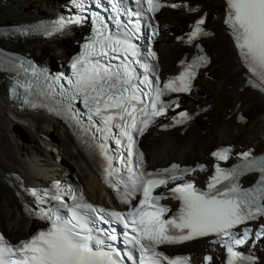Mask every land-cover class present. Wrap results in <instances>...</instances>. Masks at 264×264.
I'll use <instances>...</instances> for the list:
<instances>
[{
	"label": "snow or ice",
	"instance_id": "obj_1",
	"mask_svg": "<svg viewBox=\"0 0 264 264\" xmlns=\"http://www.w3.org/2000/svg\"><path fill=\"white\" fill-rule=\"evenodd\" d=\"M84 6V0H80V7ZM105 6H110L116 13L113 20L117 29H124V38H121L119 31L110 34L104 18L98 12L95 13L96 37L85 46V53L73 62L74 79L69 78L67 81L71 91L65 89V92L68 93L69 104L82 98L90 113L88 119L92 120L93 115L100 117L103 127L97 131L104 134L105 139L111 137L116 145L127 152L126 156L121 154L117 157L128 177L127 182L123 177L109 180L110 187L119 192L120 185H125L122 196L125 204L131 202L132 191L141 192L142 199L127 212L108 211L86 202L72 207L60 203L57 208L48 211L40 209V218L50 221V227L15 245L0 234V264H125V260L131 264H189L187 257L169 259L163 252L157 251V247L209 235L218 237L214 243H222L227 247L230 255L228 264H236L237 261L240 264H257L253 256H241L233 250L234 245H242L248 240L252 228L245 226L240 231L234 229L245 225L247 221L264 218V156L255 158L251 152H245L244 163L228 171L216 165V176L208 183L206 190H199L187 181L168 187L170 183L183 181L185 175L196 171L194 168H181L173 164L170 168L154 173L140 171L143 153L135 150L133 133L142 135L153 117L179 106L177 101L166 102L162 97L189 92L196 69L205 64L207 58L197 56L191 63L184 65V70L178 76L161 87L159 76L151 72L147 63L129 59V55H140L137 45L131 42L133 38H139L140 20L136 19L133 26L132 17H142L143 13L125 9L129 19L127 23H122L119 18L120 6L116 3L107 5L105 0L97 5L93 0L92 7ZM147 6L149 12H155L161 5L158 0H147ZM225 7V22L232 31L244 64L255 78L251 83L253 87L264 91V0H225ZM71 23H80V19H60L56 30ZM204 23L203 18L196 21L188 43L198 36L207 35L202 27ZM148 55L155 58L156 54L150 52ZM114 60L120 62L114 64ZM133 64L144 69L142 79L141 74L132 67ZM31 71L48 78L45 73H37L35 68ZM150 75L153 79L149 78ZM142 97L150 99L144 100ZM69 112H72L71 108ZM183 119H187V114H184ZM114 127L119 129L115 134L112 132ZM230 152L231 149L226 148L213 155L220 160H227ZM105 156L108 160L106 175L119 176L120 168L112 167L113 157L107 151ZM133 157L137 160L135 164ZM200 170H204L203 165ZM248 172H258L259 179L255 186L243 189L238 182L239 177ZM221 178L229 180V183L218 189ZM161 187L167 189L171 198L181 202L178 213L168 219L164 216L171 210L160 203L167 196L164 193L153 194ZM32 195L37 196L36 191L33 190ZM44 195L40 196L41 204L45 202ZM52 198L62 200L61 195ZM66 207L68 214H61L60 209ZM114 224L121 226L124 231L118 233ZM259 232L264 235V224L259 226ZM118 243L126 246L123 254L116 247ZM137 251L138 257L134 254Z\"/></svg>",
	"mask_w": 264,
	"mask_h": 264
},
{
	"label": "bare ground",
	"instance_id": "obj_2",
	"mask_svg": "<svg viewBox=\"0 0 264 264\" xmlns=\"http://www.w3.org/2000/svg\"><path fill=\"white\" fill-rule=\"evenodd\" d=\"M60 2L61 0H0V52L3 47L13 50L15 46L22 49V44L11 42L5 37L8 32L6 25L10 22L9 19H12L8 15L17 14L22 17L33 15L38 18L41 16L40 13L48 14L55 11ZM204 9H207L206 25L215 31L214 36L207 41L212 55V62L207 67L211 69V76L201 75L197 81L204 99L198 98V90L193 93L192 90L190 93L196 100L184 97L183 106L192 109L195 103L206 101L207 95L211 96L207 100H212L213 106L206 113V120L194 121L183 135H180L177 129L163 130V123L152 127L143 136V146L147 150V157L152 167L164 165L174 158L193 161L206 155L213 145L228 140L242 147L252 146L255 151L264 150V99L248 87L240 88L243 69L237 62L234 48L222 29L223 5L216 1H208ZM189 18L191 16L182 12L164 11L162 21L171 28L167 26L168 29L162 32L161 42L157 48L160 50L167 72L175 70V61L183 51L181 42L174 32L176 30L182 32ZM70 40L51 44L55 47L54 53L56 52L58 57L51 54V48L45 51L40 45H33L31 51L35 54L45 53L48 59L55 57L56 60H65L72 50L68 44ZM6 83L7 80L0 74V189L2 191L0 230L15 240L25 236L33 227V223L24 216L12 189L6 184V173L19 171L27 180L35 181L44 172L58 175L64 168L71 170L68 165L70 164L89 197L102 200L106 189L99 183L92 161L76 148L67 130L41 112L24 113L16 110L6 99ZM238 101L239 109L249 114L248 122L243 126L234 122V115L228 116L230 113L228 109H232ZM214 127L218 132L213 130ZM22 128L26 133H23ZM15 131H19L22 136L19 137L20 135L18 136ZM56 150L62 157L59 163L54 160L53 152ZM262 242L264 238L257 242L254 249L259 257L257 264H264ZM211 264H221V261L215 256Z\"/></svg>",
	"mask_w": 264,
	"mask_h": 264
},
{
	"label": "rangeland",
	"instance_id": "obj_3",
	"mask_svg": "<svg viewBox=\"0 0 264 264\" xmlns=\"http://www.w3.org/2000/svg\"><path fill=\"white\" fill-rule=\"evenodd\" d=\"M207 10V9H206ZM45 13V12H44ZM44 13H40L39 15H41V16H39V17H42L43 15H44ZM9 16V18L11 17L12 19H9V21H11V20H13V19H25V18H29V19H32V18H35V16H33V15H27V16H25V17H22V16H18L17 14L16 15H8ZM189 20H190V18H189ZM188 20V21H189ZM8 21V20H7ZM3 22H5V21H3ZM213 30V29H212ZM175 32H178V31H175ZM173 36V35H172ZM215 40V39H214ZM71 41V43H72V39L70 40ZM70 41H69V45L71 46L72 44L70 43ZM161 42V40H159L158 42H157V45H159V43ZM225 42V41H224ZM207 47H208V44H207ZM42 48H44V50L46 51L47 49V51H49L50 50V48H51V54H53V55H55V57L57 56L58 57V55H57V53L55 52L54 53V50H55V47L54 46H52L51 44H49V45H45L44 47H42ZM53 49V50H52ZM209 49H207V52L209 53V51H208ZM211 52H212V50H211ZM210 54V56H212L211 55V53H209ZM213 54V53H212ZM45 55V56H44ZM39 56H41L42 58L44 57V58H47L48 57V55H46L45 53L44 54H36L35 55V57H39ZM55 57H53V58H51V59H48L50 62H52V63H54L55 64V62H56V58ZM59 58H61V57H59ZM62 61H64V59H61ZM212 68V67H211ZM206 71H207V74H204L205 76H208L209 75V77L211 76V69L210 68H207L206 69ZM216 71V70H215ZM214 71V72H215ZM213 72V73H214ZM210 73V74H209ZM209 77H206V78H209ZM236 78V77H235ZM234 78V79H235ZM210 79H213V78H210ZM233 83H235V82H233ZM233 89H235V88H233ZM197 92V91H196ZM198 92H199V99H204V97L202 96V94H203V92H202V90L200 89V87H199V89H198ZM202 92V93H201ZM204 96H206V95H204ZM209 97H211V96H208L207 95V97H205L206 99V101H204V102H206V103H211L212 104V106H213V101L212 100H207V98H209ZM204 102H199V103H201V104H204ZM230 105H232V104H230ZM212 106H211V108H212ZM221 108H222V106H221ZM245 108V107H244ZM240 110H242V112H243V114L244 115H246L247 117H248V119H249V114H247V111H245V110H243V109H240ZM208 112V111H207ZM207 112H205L204 114L206 115V113ZM203 114V115H204ZM253 115H251V117H252ZM252 119H253V117H252ZM243 126V125H242ZM213 130H216L217 131V129H215V127H214V129ZM22 131H23V133L25 132L26 133V130H24L23 128H22ZM47 131V130H46ZM45 132V131H44ZM218 132V131H217ZM15 133L19 136V137H21L22 135H21V133L19 132V131H15ZM47 133H48V131H47ZM51 133V132H50ZM49 133V134H50ZM52 134V133H51ZM219 141H221V140H219ZM230 140H228V141H224V142H229ZM224 142H218V143H224ZM259 148V147H258ZM173 160H176V161H179L180 159H176V158H174ZM181 161V160H180ZM69 165V168L71 169V171L73 172V170H74V168L72 167V165H70V164H68ZM2 191H1V189H0V193H1ZM264 244V242H262L261 243V246Z\"/></svg>",
	"mask_w": 264,
	"mask_h": 264
},
{
	"label": "trees",
	"instance_id": "obj_4",
	"mask_svg": "<svg viewBox=\"0 0 264 264\" xmlns=\"http://www.w3.org/2000/svg\"><path fill=\"white\" fill-rule=\"evenodd\" d=\"M176 31H178V30H176ZM205 47H206V49H209V48L207 47V45H206ZM208 51H209V50H208ZM209 53H210V52H209ZM209 53H208V54H209ZM209 55H210V54H209Z\"/></svg>",
	"mask_w": 264,
	"mask_h": 264
}]
</instances>
